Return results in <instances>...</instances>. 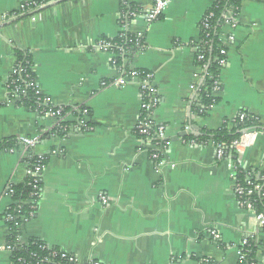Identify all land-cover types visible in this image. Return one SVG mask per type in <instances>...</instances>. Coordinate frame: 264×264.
Here are the masks:
<instances>
[{
	"label": "crops",
	"instance_id": "obj_1",
	"mask_svg": "<svg viewBox=\"0 0 264 264\" xmlns=\"http://www.w3.org/2000/svg\"><path fill=\"white\" fill-rule=\"evenodd\" d=\"M31 1L48 4L34 22L1 21ZM153 1L0 0V140L32 137L38 127L51 125L7 102L16 51L30 56L39 89L54 107L83 106L93 124L90 131L74 128L64 139L34 149L50 158L35 217L24 223L20 242L41 240L79 264H239L240 242L252 237L264 247V229L254 212L238 206L233 175L240 168L252 179L256 174L250 171L264 170V134L239 158L234 154L235 161L218 160L212 142L199 137L242 112L264 125V2L242 0L235 27L222 28L233 41L214 94L218 103L205 117L192 109L204 75L191 44L216 0H171L155 22L142 16L131 21L129 32L142 36L144 48L128 65L152 75L159 100L153 121L165 128L168 143L157 172L146 142L135 134L140 119L136 82L102 87L117 71L111 54L93 49L100 39L119 35L122 2L146 12ZM59 150L62 155L54 153ZM26 169L18 152H0V264H12L4 250L3 216L12 205L5 188L9 182L21 184ZM255 261L264 264V249H257Z\"/></svg>",
	"mask_w": 264,
	"mask_h": 264
},
{
	"label": "trees",
	"instance_id": "obj_2",
	"mask_svg": "<svg viewBox=\"0 0 264 264\" xmlns=\"http://www.w3.org/2000/svg\"><path fill=\"white\" fill-rule=\"evenodd\" d=\"M241 2L242 0H216L206 14H211L212 17L207 19L206 22H203L204 18L201 20L198 39L191 44L195 49L196 58L201 57V60H198L196 64L204 69L203 81L199 85L196 94L198 103L192 107L194 114L198 117H205L208 111L218 103V99L214 96L213 92L215 83L219 84L218 78L223 68L219 65V61L223 59L219 55V51L223 47L224 42V35L222 33V28L226 26L224 16L228 12H232L236 16ZM37 3H41L43 8L34 12L35 14L48 8V4L44 1H37ZM128 14H134L136 16L135 18H137L143 15V11L138 6L122 2L119 24L123 21L124 15L127 16ZM133 19L128 16L126 22L130 23ZM15 21L4 22V24ZM204 23L207 25V28L203 27ZM99 41L107 42L111 45L110 54L113 56L111 63L113 68L118 72H128L129 65H124V59H132L144 48L143 38L141 39V47H137L135 46L134 37L130 34L126 38L118 35L114 39L104 38ZM15 62L20 72L17 76L13 77L15 84L10 87L11 96L13 88H18L20 91L25 90L24 95L18 93L20 102L16 103V105L45 118L46 113L54 112L57 108L50 109L39 105V101L42 99V93L36 87L37 80L33 72V64L30 56L26 52L16 51ZM114 83L115 81L113 80L109 84L104 83L102 87H106L107 85L113 86ZM82 110L87 109L83 106L61 108V113L58 117L49 119L51 121L49 127H38L37 135L39 144L54 137L63 139L74 130L77 121L82 120L80 114ZM87 113L90 115L88 110ZM241 115H244L242 120L240 118ZM92 126L93 124L88 121L86 128L81 131H90ZM243 132L264 134V125L256 117L247 112H242L233 121L226 120L217 131L202 132L199 140L201 142L211 141L214 145H221L224 151V159L232 157L234 158L233 161H235V157H233L234 149L231 143L239 139ZM10 150L19 153L22 163L27 165L28 170L31 172L21 184L15 185L9 182L5 188V193H8L9 190L11 191L9 198L12 201V205L3 216L4 220L9 218V220L5 221L7 235L4 241V247L10 252L12 264H72L68 261L70 257L64 256L65 254L60 249L49 247L41 240L30 238L26 244L20 242L24 223L35 217L37 202L42 189L41 176L50 155H43L41 157L34 156L33 148L25 149L19 147L18 138L0 140V152L8 153ZM36 165L42 167L40 177H37L33 172ZM249 173L252 176L256 174L255 178L249 179L247 174L239 168L236 173V180L242 185L247 182H253L264 186V170L258 172L250 171ZM33 194L36 196H33ZM30 201L34 202L30 204ZM251 202L254 205L253 211L255 214H264V196L255 194L251 198ZM246 239L248 240V244L240 249V252L244 253V260L239 262V264H256L255 253L257 249L260 248L263 250L264 247L261 244L255 243L253 239Z\"/></svg>",
	"mask_w": 264,
	"mask_h": 264
},
{
	"label": "built area",
	"instance_id": "obj_3",
	"mask_svg": "<svg viewBox=\"0 0 264 264\" xmlns=\"http://www.w3.org/2000/svg\"><path fill=\"white\" fill-rule=\"evenodd\" d=\"M258 1L264 2V0H258ZM170 2H171V0H154L151 8L148 11L143 12L142 17L145 19L146 23H152V22H155L156 20H158L162 16V13L164 12L165 8L168 6V4ZM42 8H43V5L41 3H37V1L24 2L17 8L16 11H14L8 15L2 16L1 21L4 23V22H9V21H15V20H18L20 18H29L32 22H34L35 16H36V14L34 12H36L37 10H40ZM206 14H207V12H206ZM206 14L203 16L204 20L202 18L203 22H206L207 19H210L212 17L211 14H208V15H206ZM128 16L132 17L134 19L136 17L134 14H128L127 16L124 15L123 21L119 24V26H120L119 35L123 38H126L127 35L130 34L129 27H130L131 22L130 23L126 22V18ZM234 18H235V16H234V14H232V12L226 13V15L224 16L225 25L230 27L231 29H233L235 27ZM203 27L207 28V25L204 23ZM130 35H132L134 37L135 46L141 47L142 36L141 35H133V34H130ZM232 41H233V37L231 34H227L224 36L223 47L219 51V55L221 56V58H223L222 60L219 61V65L222 67H224L226 64L227 47L230 43H232ZM93 49L99 50L103 53H109L110 54L111 45L107 42L98 41L93 46ZM112 58H113V56H112ZM198 60H201V57H197L196 62ZM123 62H124V65L128 64V59L125 58ZM200 68L203 70V73H204L203 67H200ZM19 72L20 71H18L17 64L15 62L14 66L11 70L10 76L8 78L7 84H6V94H7L8 104H15V103L20 102V99L18 98V93L22 94V95L25 94V90L20 91L18 88H13L12 96H11L10 87L15 84V80L13 79V77L17 76ZM114 81H115V83L113 86H115V87H122V86L129 84V83L136 82L137 88H138L139 94H140V96H139L140 97V119L137 122V125L135 127V134L146 142L145 144L148 146V153H149L150 159H151L152 163L154 164L156 171L160 172L162 167L164 166L163 158L165 156V149L168 146V143H167V140L165 138V128L163 126L156 125L153 121V111L158 106L159 100L157 97V92L151 83L152 75L148 72L135 70V69H132L129 67L128 72H123V71L118 72L117 71V76H116ZM16 82H17V80H16ZM36 85H37L36 87L38 88V90L41 91L39 89L38 83ZM219 88H220L219 84L215 83L213 93L214 94L217 93L220 90ZM41 93H42V91H41ZM39 105L41 107L50 108V109L57 108V109H55L54 112H48L45 114V118H48V119L58 117L61 113V108H63V107H54L51 104L50 100L47 97H45L43 93H42V99L39 101ZM80 114L82 116V120L77 121V123L74 126V128L77 129L78 131H81L82 129L86 128V123H87V119H88L87 110H82L80 112ZM240 118L242 120L244 118V115H241ZM258 134L259 133H257V132H243L242 135L239 137V139H237L236 141L231 143V146L234 149V154L237 158H239L242 155L243 149L246 148L247 146H249L250 142L253 141L255 138H257ZM52 139H58V138L54 137ZM212 144H213V142H212ZM38 145H39V138H38L37 134L32 136V137H25V138L19 139V147L20 148H25V149H27V148L32 149L33 148V149H35ZM214 147L216 149L217 159L218 160L224 159V151L222 150L221 145H214ZM16 152L17 151L10 150L8 153L14 154ZM54 153L56 155H62L63 154L62 151H60V150L57 152H54ZM33 155L36 157L42 156V155H38L34 152H33ZM52 155H53V153H52ZM26 168H27V165H26ZM234 170H236V168ZM41 171H42V167L40 165H36L33 169V172L35 175H37V177L41 176ZM30 174H31V172L27 168L26 169V176H28ZM233 176L236 177L235 171H234ZM233 191H234V196L237 200L238 206L240 208H242L243 210H247L250 212H254L253 211L254 205L251 202V198L255 194H260V195L264 196V186H260L258 184L253 183V182H247L244 185H242L236 179L234 182V190ZM10 193H11V191L9 190L8 193H5V196L9 197ZM33 196H36V195L33 194ZM39 198H40V196H39ZM100 199H101V202L103 205L107 204L106 198L101 197ZM30 202H31L30 204H32L34 201H30ZM7 220H9V218H6L4 221H7ZM256 222H257L258 228L264 229V214H262V213L256 214ZM211 235L213 236L214 239L216 238L215 231H211ZM246 238L253 239L252 237H246ZM246 238H244L240 242V249L248 244V240ZM4 250L9 252V250L5 247H4ZM64 256L70 257L68 259V261L70 263L79 264L78 260L74 256L67 255V254H65ZM238 257H239V262L243 261L244 260V253H241L239 251ZM87 264H101V263L98 261H95V260H91Z\"/></svg>",
	"mask_w": 264,
	"mask_h": 264
}]
</instances>
